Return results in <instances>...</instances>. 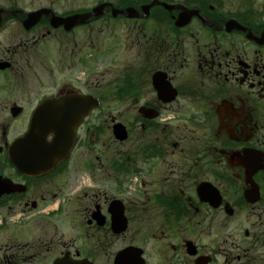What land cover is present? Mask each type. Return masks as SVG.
Instances as JSON below:
<instances>
[{
  "label": "flooded vegetation",
  "instance_id": "obj_1",
  "mask_svg": "<svg viewBox=\"0 0 264 264\" xmlns=\"http://www.w3.org/2000/svg\"><path fill=\"white\" fill-rule=\"evenodd\" d=\"M0 48V264H264V0H0ZM55 103L86 116L34 170Z\"/></svg>",
  "mask_w": 264,
  "mask_h": 264
},
{
  "label": "rangeland",
  "instance_id": "obj_2",
  "mask_svg": "<svg viewBox=\"0 0 264 264\" xmlns=\"http://www.w3.org/2000/svg\"><path fill=\"white\" fill-rule=\"evenodd\" d=\"M23 36L24 34H17V33H8L6 35V37H4V39L2 40V42H8V41H14V40H21L23 41ZM28 38H30V35H26ZM113 36V34H102L99 32L98 29V42H100L102 44V46H104V42L106 38H109ZM114 36H118L121 37L120 34H114ZM37 42V50L34 52V55L37 56V61L39 65H35L32 66L30 65V63L28 62H19L20 66L25 69V70H30L33 67H36V70L38 71L39 68V78L43 77V81L45 83L46 86H50V88L54 87L55 81L56 79L60 78V77H66V76H71L72 74L70 72H68L67 66L62 65V60H61V53L60 51L57 53V55L55 56L51 51L49 52V56L46 57V50H48L50 48V45L48 44H44V41L42 40H36ZM1 48H0V56H1ZM106 52V50H98V61H97V67H99V63L103 62L104 57L102 54ZM123 54V50L121 55ZM102 55V56H100ZM71 66L73 65V63L75 65H77V62H73L71 61ZM90 63H88V61L86 62V65H89ZM80 67H84L85 65L80 64ZM120 68L121 66L118 67V69L116 70V72H120ZM45 70V71H44ZM100 72H104L103 68L100 69ZM105 79L109 82L112 80V75L111 73L107 74L105 76ZM24 92H17L15 97L12 98V96L10 97L9 94H1L0 95V100L2 102H0L1 107L5 106L7 104L8 101L7 98H12V99H17L20 98L21 96H24ZM12 101V100H11ZM120 117V116H119ZM18 126V125H17Z\"/></svg>",
  "mask_w": 264,
  "mask_h": 264
},
{
  "label": "water",
  "instance_id": "obj_3",
  "mask_svg": "<svg viewBox=\"0 0 264 264\" xmlns=\"http://www.w3.org/2000/svg\"><path fill=\"white\" fill-rule=\"evenodd\" d=\"M40 117H41V115H40ZM55 123H56V125L58 126V124H57L58 122L55 121L54 124H55ZM77 124H78V120H75L73 123H71V124L69 125V129L72 130ZM54 129H55V128H54ZM51 130H52V129H51ZM51 130H48V132H50ZM36 135H37V134H35V136H36ZM46 135H47V133L41 135L40 137L45 138ZM35 136H34V137H35ZM61 156H62L61 151H54V150H51L50 152H48V158H50V161H51V162H55V161L59 160V159L61 158Z\"/></svg>",
  "mask_w": 264,
  "mask_h": 264
}]
</instances>
